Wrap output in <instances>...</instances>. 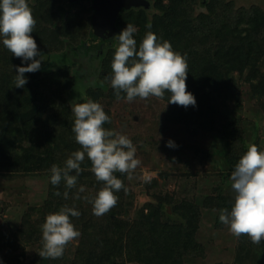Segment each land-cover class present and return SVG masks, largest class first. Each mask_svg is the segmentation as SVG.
<instances>
[{
	"label": "trees",
	"instance_id": "obj_1",
	"mask_svg": "<svg viewBox=\"0 0 264 264\" xmlns=\"http://www.w3.org/2000/svg\"><path fill=\"white\" fill-rule=\"evenodd\" d=\"M145 1L147 6L122 8L116 22L120 27L118 32L120 34L127 26L124 23L128 22L137 27L134 39L138 38L140 43L151 31L161 41L170 42L174 51L186 56L187 91L195 97L196 105L183 107L168 103L171 93L165 92L162 99L168 103L165 118L168 122L219 134L226 144L221 157L224 177L228 179L248 146L240 119L235 115L228 119V111L221 109L220 102L226 101L221 96L224 93L233 96L240 105L239 86L247 82L249 94L264 99V9L258 5L235 8V5H227L228 0H173L179 3L175 10L165 6L163 0ZM186 1L191 5H185ZM27 3L36 20L31 35L43 54V62L39 71L24 74L27 83L23 87H16V68L27 67L32 61L17 58L4 47L0 38V171L17 166L32 167L45 161L51 163L50 170L53 164L63 168L73 152L82 150L72 131L75 116L67 99L78 78L72 65L65 63L62 57L56 61V69L49 68L53 53L63 52L75 58L81 52L91 58L93 67L101 62L102 84L88 89L84 103L89 99L98 102L106 93L111 99H117L110 80L117 48L114 41L119 34L100 50L89 49L88 42L97 47L100 43L89 38L90 12L94 10L90 1H73L68 11L61 8L66 11L64 15L59 14L55 0H27ZM196 4L199 12L195 10ZM201 8L206 11H200ZM218 9L230 13L232 20L217 19ZM243 24L246 27L240 28ZM235 72L240 73L239 79ZM121 97L126 98V93L121 92ZM221 116L227 120L222 121ZM111 123L112 120L103 127L111 129ZM253 144L258 147V141ZM81 168L83 171L75 188L67 189L63 180L55 186L50 181L46 198L32 207L23 219L24 224L29 225L27 230L21 227L16 231L0 229V252L12 254L22 250L13 257L10 254L9 259L15 260L13 264H52L50 258L28 263L24 245L33 238L35 233L32 232L45 223L47 215L64 206L75 207L80 212L79 217H70L81 234L77 253L72 257L74 264H116L115 257L121 249L127 251L129 260L141 264H182L184 257L197 249L195 233L199 212L195 203L183 201L172 205L171 196L166 195L157 208L148 213L141 209L129 221L118 216L125 197L121 190L116 193L117 205L106 214L96 216L93 205L85 197L94 198L104 185L91 171L87 155ZM70 175H76L75 171ZM114 175L122 181L126 178L119 172ZM81 186L85 191L79 193L80 199H75ZM56 192L60 195H55ZM222 194L217 202L218 219L221 209L230 212L234 204V198ZM166 203L171 205V211L165 208ZM249 257H255L254 264H264V241L254 244L250 237L242 235L238 237L234 262L248 264Z\"/></svg>",
	"mask_w": 264,
	"mask_h": 264
},
{
	"label": "rangeland",
	"instance_id": "obj_2",
	"mask_svg": "<svg viewBox=\"0 0 264 264\" xmlns=\"http://www.w3.org/2000/svg\"><path fill=\"white\" fill-rule=\"evenodd\" d=\"M55 1L60 15L66 13L61 8L67 11L71 8L68 6L70 3L66 4L63 0ZM163 4L176 10L179 3L163 0ZM184 4L191 5L188 1ZM227 5H235V8L258 5L264 9V0H228ZM195 10L199 12V5L196 4ZM93 13L94 10L90 12L91 21ZM215 15L217 19L232 20L231 14L226 10L218 9ZM124 24L127 25L128 22ZM117 27L120 28L118 23ZM242 27L246 25L243 24L240 28ZM125 28L126 26L123 30ZM118 31L114 36L119 34ZM90 32L92 33V30ZM135 40L138 49L140 41L138 38ZM96 42H99V39ZM114 42L118 47V38ZM88 46L92 51L96 47L89 42ZM65 51L68 53L69 48ZM52 56L48 63L49 68L56 69L58 66L56 61L62 57L65 63L72 65L73 73L78 78L76 87L67 97L71 109L75 104L84 103L91 86L98 87L102 84L99 74L100 61L93 67L90 63L91 58H86L81 52L75 58L65 56L63 52L53 53ZM234 74L237 78L240 75L239 72ZM249 90L250 86L247 82L239 86L237 100L240 105L236 104L233 96L222 94L221 98L226 101H221L220 107L228 111V119L234 115L240 119V128L244 131L247 146L249 147L256 140L258 148L264 151V99L252 97ZM98 103L105 109L110 121L112 120V131L123 134L132 141L137 148L135 158L141 161L130 178L125 174L123 184L127 191L122 190L125 197L118 216L132 221L141 209L144 213H148L150 209L157 208L160 199L166 195L171 196L172 205L183 201L193 202L199 212L195 233L197 249L185 256L182 264H236L234 259L238 237L232 234L228 225L220 222L217 211V202L221 193L231 198L235 197L231 187V176L227 179L223 173L224 161L221 156L225 152L226 144L221 136L182 123L168 122L165 118L168 103L154 96L145 100L137 97L132 102H128L126 98L111 99L106 93ZM221 119L227 120L223 116ZM105 129L111 130L110 126ZM170 140L174 142L175 147L166 146ZM50 166L51 163L45 161L32 167L17 166L0 171V229L16 231L21 227L27 230L29 225L24 224L23 219L27 217L32 207L46 198L52 175ZM165 208L168 211L172 210L171 205L167 203ZM163 216L166 217L165 214ZM33 233H35L33 238L24 245L28 263L40 261L42 258L39 256L42 250L41 227ZM80 240L79 236L66 246L62 260L50 258V263L74 264L72 257L77 253ZM20 251L22 250L12 254L0 252V264L15 263L14 258L9 259L10 254L13 257ZM254 258L249 257L248 264H254ZM115 261L116 264H141L129 260L127 251L123 249L116 255Z\"/></svg>",
	"mask_w": 264,
	"mask_h": 264
},
{
	"label": "clouds",
	"instance_id": "obj_3",
	"mask_svg": "<svg viewBox=\"0 0 264 264\" xmlns=\"http://www.w3.org/2000/svg\"><path fill=\"white\" fill-rule=\"evenodd\" d=\"M200 11H206L201 8ZM36 20L27 0H0V38L2 43L23 62L32 61L27 67H17L16 87H23L27 80L25 73H34L41 69L42 53L38 51L32 37ZM150 29L151 25H147ZM136 28L127 24L117 35L119 44L111 64V87L117 100L121 92L126 93L128 102L139 97L142 100L154 96L163 99L165 92L171 93L168 103L188 107L195 106L196 100L187 91L186 79L188 63L185 55L173 50L168 41H161L151 31L145 34L137 49L134 39ZM39 56L40 59H34ZM75 120L72 131L82 150L73 152L65 161L63 168L53 164L51 184L59 185L63 180L67 189L75 188L79 174L83 171L85 155L91 161V171L103 187L94 198L88 199L93 205V213L102 216L118 203L116 195L121 190L127 191L123 181L114 173L128 174L129 178L141 161L136 157L137 148L125 135L103 127L110 123V117L102 105L89 99L85 103L72 106ZM167 147H175L168 141ZM75 171L76 175H70ZM231 187L235 192L234 204L229 212L221 209L219 220L228 225L236 237L246 235L252 243L264 241V151L257 145H249L235 165L231 174ZM85 189L81 186L79 193ZM55 195H60L56 192ZM65 191L64 197L67 198ZM75 207L64 206L55 213L47 215L42 229V258L57 259L63 256L66 246L80 236L70 217H79Z\"/></svg>",
	"mask_w": 264,
	"mask_h": 264
},
{
	"label": "water",
	"instance_id": "obj_4",
	"mask_svg": "<svg viewBox=\"0 0 264 264\" xmlns=\"http://www.w3.org/2000/svg\"><path fill=\"white\" fill-rule=\"evenodd\" d=\"M142 5L147 6L148 2L145 0H95V14L92 20V35L90 38L97 40L106 38L108 40L117 30L115 22L119 9L121 7L131 8Z\"/></svg>",
	"mask_w": 264,
	"mask_h": 264
},
{
	"label": "flooded vegetation",
	"instance_id": "obj_5",
	"mask_svg": "<svg viewBox=\"0 0 264 264\" xmlns=\"http://www.w3.org/2000/svg\"><path fill=\"white\" fill-rule=\"evenodd\" d=\"M75 1H79V0H75ZM88 1H90V5H92V7H93V9H94V5H95V0H88ZM65 3L66 4H68V3H72L70 0H65ZM122 8H125V7H121L120 9H119V12H118V15H119V13H120V11L122 10ZM94 14H95V10H94V13H93V15H92V20H93V16H94ZM104 14V13H103ZM104 16H107V15H104ZM108 17V16H107ZM117 19V18H116ZM117 21V20H116ZM115 26H116V28H117V30H116V32L115 33H117V31H118V27H117V23L115 22ZM91 30H92V28H91ZM114 38H115V36L114 35H112V37H109V39L107 40L106 38H99V39H101L100 40V43H99V47H97L96 46V48H95V50H100V48L103 46V45H105L106 43H111V42H113V40H114ZM96 41H97V39H96ZM103 41V42H102ZM98 45V44H97Z\"/></svg>",
	"mask_w": 264,
	"mask_h": 264
}]
</instances>
